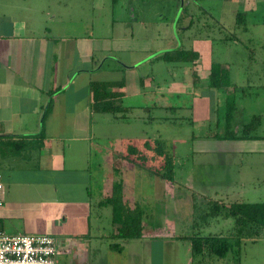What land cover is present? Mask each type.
<instances>
[{
	"label": "crops",
	"instance_id": "0c3cea01",
	"mask_svg": "<svg viewBox=\"0 0 264 264\" xmlns=\"http://www.w3.org/2000/svg\"><path fill=\"white\" fill-rule=\"evenodd\" d=\"M119 2L111 0L112 10ZM222 2L247 9L246 12L234 11L243 13L244 25L237 28L234 19L235 30L228 31L231 37L227 43L231 45H226L223 50L239 48L240 51H250L252 56L241 58L236 54L238 51H233L226 59L213 60L206 66L203 64L205 68L196 60L191 63L194 66L192 73L199 75L197 81L202 76L208 80L211 66L217 64L225 71L230 85L224 89L225 92L233 93L234 99H238L235 115H243L242 124L252 115H261L263 119L258 128H263L264 35L249 32L248 26L253 22L248 20L260 17L257 25L264 28V12L253 13L259 4L264 7V2ZM124 4L117 29L118 33L130 30L133 40L134 33L140 32L137 29L145 26L144 22L134 24L133 19L136 18L131 1ZM105 9V0H0V174L4 185L0 227L9 235L53 237L58 250L56 264H102L105 236L99 230V225L94 226L96 233L91 230L92 186L98 188V202L112 196L115 189L123 202L129 201L127 182L130 181L129 174L133 167L125 166V160L119 157L120 149L115 153L117 160L106 161L108 166L106 163L104 167L99 164L91 166V139L95 127L93 117L97 113L90 110L89 84L122 81L121 88L115 90L122 93L123 104L127 98L147 97V103L144 102L142 106L124 104L132 108L131 112L140 110L141 117L151 115L150 109L173 108L151 103L153 93L149 91L154 75L151 59L155 60L164 50L152 55V44L147 43L142 47L121 50L143 56L127 62L107 55L109 49L102 45L100 47L98 42L107 37L103 36L107 33L106 27L112 30L115 21L106 22ZM219 18L223 21L230 19L225 14H220ZM239 31L243 39L237 35ZM139 37L135 40L139 41ZM142 37L146 42H151L148 34ZM116 40L124 42L125 37L116 36ZM251 42L256 43L253 49L248 47ZM150 54L153 57L146 59ZM224 56L226 54L221 52L220 57ZM144 58L145 61L142 60ZM186 64L177 63L181 66ZM105 66L106 72L119 73V79L95 80L94 76ZM143 66H147L145 71H141ZM189 67L190 64L184 69L188 70ZM125 68L132 72L126 81L121 70ZM112 120L120 121L113 117ZM254 134L256 137L245 139H213L218 144H228L230 150L201 154L212 155L217 164L228 162L238 167L236 175L241 170L256 173L254 179L257 178L261 193L264 190V135ZM206 140L209 142L212 138ZM208 159L206 157L199 162L207 163ZM249 180L240 177L228 180L233 188L241 187L245 191L228 189L226 196L232 202H243L240 201L243 197L251 198L254 195L252 188L257 183L253 181L252 184ZM98 208L108 209L111 213L110 207ZM97 217L100 220L101 216ZM118 227L112 223V237L116 235Z\"/></svg>",
	"mask_w": 264,
	"mask_h": 264
},
{
	"label": "rangeland",
	"instance_id": "374dc122",
	"mask_svg": "<svg viewBox=\"0 0 264 264\" xmlns=\"http://www.w3.org/2000/svg\"><path fill=\"white\" fill-rule=\"evenodd\" d=\"M125 1H131L134 17L139 18V20L133 19L135 20L134 24L144 22L146 27L138 28L137 30L140 32L134 33L133 40L130 38V30L118 33L117 29ZM255 1L264 2V0ZM182 2L181 6V0H120L112 10L111 0H105L106 9L103 13L106 14L107 23H112V19L115 20L112 23L114 28L111 30L106 27L107 33L103 36L107 37L96 40H100L98 42L100 47L102 45L109 49L107 55L127 62L143 56L121 50L142 47L146 43L152 44V55L160 50H172L179 47L193 51L199 50L195 51L197 58L193 62L199 60L202 68L211 64L213 60L226 59L233 51H238L236 54L241 58L247 55L252 56L250 51H240L239 48L236 50L232 47L230 50H223L226 45L230 46L231 43L228 44V41L223 43L220 40L224 35L229 34L228 31L234 32L235 30L234 19L236 17L234 16L237 12L234 11L244 10L246 12V8L228 6L223 4L222 0H182ZM179 10L181 13L178 20L176 17ZM202 11H205L206 14ZM263 12L264 7L261 4L253 9V13L256 14ZM220 14H225L230 19L220 20ZM215 19H218L219 22ZM260 20V17H256L252 21L248 20V22H253L248 26L249 32H260L261 35H264V28L257 25ZM240 22L241 25L237 24V28L243 27L244 19ZM219 23L223 24V27ZM187 26H189V30H187L188 28L187 31L183 30ZM240 33L241 31L237 32V35L239 36ZM138 34H148L151 42H146L142 35ZM95 36L94 38H96ZM116 36L117 38L125 37L124 42L119 40L117 42ZM137 36H140L139 41L135 40ZM240 38L243 39L241 35ZM254 46H256L254 42L248 45L252 49ZM221 52L226 56L220 57ZM152 55H148L146 59L152 58ZM142 60L145 61V58ZM151 60L153 61L151 62L152 73H154L149 89L153 93L151 94L153 97L151 103L156 106L164 104L173 108L150 109L151 115L142 117V112L137 110L128 114V122L113 121L111 114H95L93 117V126L95 127L91 139V166L99 164L104 167L107 160L108 162L117 160L115 153L119 152V149L122 151L119 152L122 155L128 145L140 147L145 139H157L165 150L171 153L173 179L165 181L155 176L153 173L155 164L151 162H146L145 166H139L125 161V166L133 167V170L129 174L130 181L127 182V199L129 201L123 202L122 200L121 205L123 206L119 204V210L123 212L125 208L130 211L135 206L141 210V236L127 241L120 236L112 237L111 213L108 209L98 208V188L91 187L93 200L90 218L91 230L96 233L97 230L94 229V226L99 225L101 227L99 230L105 236L102 243L104 247L101 251V262L102 264H235L236 262L230 258L223 262L215 258L210 260L203 256L192 257L189 241L192 236L217 234L220 230L224 231L231 225V219L223 220L219 218L220 216L204 218L203 216L208 210L209 202H220L224 206L232 202L226 196L228 189L233 188V184L228 183V180L233 181L234 178L240 177L242 180L248 181L250 178L249 181L252 184L257 180V178L254 179L256 175L254 172L248 173L241 170L236 175L238 167L235 168L228 162L222 165L217 164L212 155L201 154L216 150H230L228 144H218L213 139L207 142L204 137L209 132L223 133L226 112L224 100L228 96L229 100L235 97H233V93L228 94L225 90L211 89L208 86V80L203 76L204 79L200 77L197 81L198 74L192 73L194 66L191 64L187 70L184 68L188 64L181 66L177 63H168L158 57ZM106 68L107 66L95 75L94 79L106 81L119 79V73L106 72ZM125 69L121 70L123 71L122 77L124 75L126 81L132 76V72ZM145 69L147 66L141 67V71H145ZM123 95H125L124 91ZM234 100L237 105L238 99ZM147 101V97L143 99V96H136L134 99H125L124 104L142 106ZM243 120V115L237 117L234 113L231 129L234 132L239 131ZM255 133L259 136L264 135V127L258 128ZM206 157L209 158L207 163L199 162ZM110 165L111 163H109ZM229 175L232 178H229ZM254 186L252 188L254 195L251 198L243 197L240 201H264V190L259 193L258 183ZM233 190L235 192L245 191L241 187H234ZM98 215L101 216L100 220H98ZM127 219L133 221L134 227V218L127 217ZM206 222L208 225L202 227ZM110 245L119 246L121 251L110 248ZM239 254V263L236 264H264V230L259 237L242 239ZM231 256L234 257V254H230L229 257Z\"/></svg>",
	"mask_w": 264,
	"mask_h": 264
},
{
	"label": "trees",
	"instance_id": "16d2710c",
	"mask_svg": "<svg viewBox=\"0 0 264 264\" xmlns=\"http://www.w3.org/2000/svg\"><path fill=\"white\" fill-rule=\"evenodd\" d=\"M202 12L205 13V11ZM180 13L177 18L178 20L180 19ZM242 18L243 13L236 14V23L238 25H241L240 21H243ZM190 25L189 23V26ZM189 26L183 30H189ZM227 36L231 37L227 34L224 35L223 38H220V40L225 43L229 38ZM157 57L168 63L191 64L195 58H197V55L196 52L191 49L179 47L175 50L163 51L160 55H157ZM121 85L122 81L91 82L89 84L92 100L90 105L91 112L97 114H111L114 119L127 121V116L131 113L132 108L124 106L121 99L122 93L115 90V88H121ZM208 86L211 89L217 90H226L230 87L225 71L220 69L217 64H213L210 68ZM225 107V128L223 133L209 132L205 138L211 137L217 140H235L256 137L254 133L260 126L263 116L252 115L246 123L242 124L239 131L234 132V130L231 129V123L236 109L234 98L229 100L228 96L225 100ZM119 157L139 166H145L146 162H151L155 164V168L153 169L155 176L165 181H171L173 179V160L171 153L167 152L162 143L157 139H145L140 147L128 145L124 154L119 155ZM156 163H158V165H156ZM116 192L117 190L115 189L112 196L100 200L98 206L111 208L112 223H116L119 226L116 236H120L122 239H126V241L138 238L141 236V210L138 206H135L132 210L129 209L131 212L125 208L123 212H120L119 204L121 205L123 202L122 197ZM209 203L208 210L203 215L204 218L220 216L219 218L223 220L231 219V225L224 229L225 232L220 230L217 234L209 233L204 236H192L189 240L191 256H203L210 260L215 258L223 262L230 258L234 260V262L239 263L242 239L259 237L260 233L264 230V201L256 203L232 202L227 206L217 202ZM127 217L134 218V227L133 221L127 219ZM207 225L208 222L203 224L202 227ZM133 228L134 230H132ZM110 248L119 252L121 251L117 245H110ZM232 253L234 257L231 256V258L229 256Z\"/></svg>",
	"mask_w": 264,
	"mask_h": 264
},
{
	"label": "built area",
	"instance_id": "2783aa9c",
	"mask_svg": "<svg viewBox=\"0 0 264 264\" xmlns=\"http://www.w3.org/2000/svg\"><path fill=\"white\" fill-rule=\"evenodd\" d=\"M4 187L0 174V210ZM55 239L48 235H9L0 227V264H56Z\"/></svg>",
	"mask_w": 264,
	"mask_h": 264
},
{
	"label": "water",
	"instance_id": "95a60500",
	"mask_svg": "<svg viewBox=\"0 0 264 264\" xmlns=\"http://www.w3.org/2000/svg\"><path fill=\"white\" fill-rule=\"evenodd\" d=\"M182 5H183V2H182V0H181V6H182ZM179 13H180V10H179V12L177 13V17H176V19L178 18Z\"/></svg>",
	"mask_w": 264,
	"mask_h": 264
}]
</instances>
